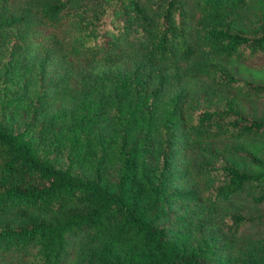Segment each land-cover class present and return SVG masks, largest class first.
<instances>
[{"label":"trees","instance_id":"trees-1","mask_svg":"<svg viewBox=\"0 0 264 264\" xmlns=\"http://www.w3.org/2000/svg\"><path fill=\"white\" fill-rule=\"evenodd\" d=\"M263 155L264 0H0V264H264Z\"/></svg>","mask_w":264,"mask_h":264},{"label":"rangeland","instance_id":"rangeland-1","mask_svg":"<svg viewBox=\"0 0 264 264\" xmlns=\"http://www.w3.org/2000/svg\"><path fill=\"white\" fill-rule=\"evenodd\" d=\"M262 160L264 161V155H263ZM258 167L256 168V171H264V165H262V167L261 166H258ZM247 207H249V209H251V211H257V209L255 207L252 208V205H250V204H248Z\"/></svg>","mask_w":264,"mask_h":264}]
</instances>
